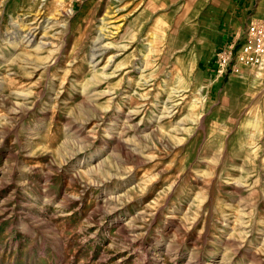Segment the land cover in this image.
Returning <instances> with one entry per match:
<instances>
[{"label":"rangeland","instance_id":"obj_1","mask_svg":"<svg viewBox=\"0 0 264 264\" xmlns=\"http://www.w3.org/2000/svg\"><path fill=\"white\" fill-rule=\"evenodd\" d=\"M228 1L0 0V264H264V65H214L264 0Z\"/></svg>","mask_w":264,"mask_h":264},{"label":"built area","instance_id":"obj_2","mask_svg":"<svg viewBox=\"0 0 264 264\" xmlns=\"http://www.w3.org/2000/svg\"><path fill=\"white\" fill-rule=\"evenodd\" d=\"M214 65L219 76L237 67L264 65V19L252 21L241 40L218 52Z\"/></svg>","mask_w":264,"mask_h":264},{"label":"crops","instance_id":"obj_3","mask_svg":"<svg viewBox=\"0 0 264 264\" xmlns=\"http://www.w3.org/2000/svg\"><path fill=\"white\" fill-rule=\"evenodd\" d=\"M237 2H235V0H229L228 1V4H227V7L225 8H221L220 10H223L224 12H228V11H234L235 13L237 12L236 9H241V10H246V12L248 11L249 7L251 6L253 0H236ZM237 4V5H233V4ZM229 7V8H228ZM232 10H229L231 9ZM207 8H203L200 12H199V22L201 21V18H202V15L204 14V12L206 11ZM222 13V12H221ZM231 15L233 14V12H229ZM246 13H244L245 15ZM256 17V15H245V16H242V17H236V16H233L232 17H229L227 16L226 18L227 19H230L231 21L232 20H235V23H232L231 24V29L230 31H232L233 33V38L231 37H228L227 36V40L228 41H235V40H241L244 36V33L247 29V27L249 26V24L254 21V18ZM215 39H218L215 38ZM220 39H223V37H221ZM220 43H226L227 41L223 39V41L219 40Z\"/></svg>","mask_w":264,"mask_h":264},{"label":"bare ground","instance_id":"obj_4","mask_svg":"<svg viewBox=\"0 0 264 264\" xmlns=\"http://www.w3.org/2000/svg\"><path fill=\"white\" fill-rule=\"evenodd\" d=\"M59 2V1H58ZM46 32V31H45ZM38 34V29L35 27V28H33V29H31L29 32H28V35H27V37H30V39L31 38H35L36 37V35ZM45 36V35H44ZM46 37V36H45ZM29 41V40H28ZM30 41H32V40H30ZM101 49V48H100ZM98 50H99V48H98ZM101 55V54H100ZM96 57V56H95ZM141 65H143V63H139L138 64V67H140ZM138 69V68H137ZM135 70H136V67H135Z\"/></svg>","mask_w":264,"mask_h":264}]
</instances>
